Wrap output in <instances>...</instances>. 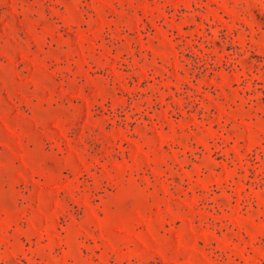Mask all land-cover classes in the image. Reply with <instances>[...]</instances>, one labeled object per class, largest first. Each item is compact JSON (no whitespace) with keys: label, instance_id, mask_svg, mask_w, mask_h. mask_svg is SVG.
<instances>
[{"label":"rangeland","instance_id":"374dc122","mask_svg":"<svg viewBox=\"0 0 264 264\" xmlns=\"http://www.w3.org/2000/svg\"><path fill=\"white\" fill-rule=\"evenodd\" d=\"M0 264H264V0H0Z\"/></svg>","mask_w":264,"mask_h":264}]
</instances>
